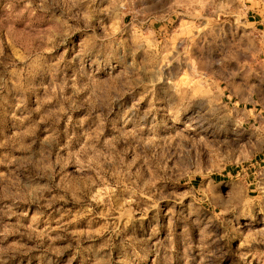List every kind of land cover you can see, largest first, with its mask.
<instances>
[{
    "label": "rangeland",
    "instance_id": "rangeland-1",
    "mask_svg": "<svg viewBox=\"0 0 264 264\" xmlns=\"http://www.w3.org/2000/svg\"><path fill=\"white\" fill-rule=\"evenodd\" d=\"M0 264H264V0H0Z\"/></svg>",
    "mask_w": 264,
    "mask_h": 264
},
{
    "label": "crops",
    "instance_id": "crops-1",
    "mask_svg": "<svg viewBox=\"0 0 264 264\" xmlns=\"http://www.w3.org/2000/svg\"><path fill=\"white\" fill-rule=\"evenodd\" d=\"M211 181H212L213 183L215 182V180H214L213 178H211ZM203 182H204V181L199 180V186H198V187H201V185L203 184Z\"/></svg>",
    "mask_w": 264,
    "mask_h": 264
}]
</instances>
